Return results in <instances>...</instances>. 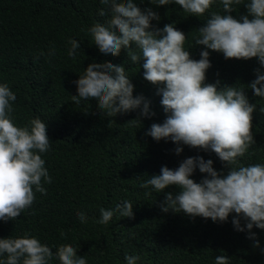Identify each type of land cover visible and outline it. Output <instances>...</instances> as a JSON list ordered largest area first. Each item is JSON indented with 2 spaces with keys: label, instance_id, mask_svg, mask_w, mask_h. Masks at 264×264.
<instances>
[{
  "label": "trees",
  "instance_id": "trees-1",
  "mask_svg": "<svg viewBox=\"0 0 264 264\" xmlns=\"http://www.w3.org/2000/svg\"><path fill=\"white\" fill-rule=\"evenodd\" d=\"M137 7L151 8L160 20L151 21L154 28L173 24L186 36L185 49L190 58L200 59L201 51L209 52L211 67L206 71V84L219 81V88L244 85L252 113L255 144L239 157L243 166L264 164V98L256 97L247 85L255 70L264 68L258 58L225 59L222 53L195 45L198 29L210 18L211 12L224 14L220 0L202 17L190 16L178 5H152L148 0H133ZM248 0H244L247 3ZM107 5L100 0H0V83H7L16 94L13 119L17 126L39 118L45 122L50 150L42 154L52 183H43L47 194L35 193L33 205L13 221H0V239L37 238L55 253L60 245L71 244L87 264H127L125 256H139L137 264H215L219 255L229 257V264H264V230L255 226L249 233L234 229L228 221L213 222L190 217L183 212L163 213L159 204L168 192L161 193L140 184L160 173L162 166L170 169L188 157L211 159L218 172H227L212 152L179 145L170 140L159 142L144 133L153 123H162L166 114L161 106L157 87L143 78V60L132 64L125 50L119 56L101 53L88 29L96 23L106 25L111 18ZM228 13L236 19L247 14L243 3ZM106 11L99 16V10ZM251 19V17H249ZM80 43L76 59L68 56V41ZM111 62L123 65L134 85L133 97L149 101L151 118L138 117L139 110L117 114L113 118L100 115L94 99L76 105L73 81L84 75L90 63ZM205 174L198 169L192 178L199 182ZM146 193H151L146 195ZM130 201L134 218L114 214L107 225L97 223L100 209H115ZM83 212L87 222L81 223L77 213ZM244 221L241 220L243 227ZM61 232L65 235L61 236ZM259 241V248L253 247ZM6 254L0 256V264ZM49 264H59L53 258Z\"/></svg>",
  "mask_w": 264,
  "mask_h": 264
},
{
  "label": "clouds",
  "instance_id": "clouds-1",
  "mask_svg": "<svg viewBox=\"0 0 264 264\" xmlns=\"http://www.w3.org/2000/svg\"><path fill=\"white\" fill-rule=\"evenodd\" d=\"M143 2V0H141ZM152 5H178L190 16L202 17L216 0H148ZM107 5L111 18L106 25L94 24L88 29L98 50L119 56L125 50L132 64L143 60V78L157 87L161 106L166 114L162 123H153L144 133L159 142L176 144V155L183 151L179 145L212 152L221 162L224 171L218 172L211 159L201 156L188 157L178 167L162 166L160 173L152 175L140 184L161 193L175 186L176 193L168 192L159 204L163 213L183 212L190 217H202L213 222H227L230 214L232 225L238 232L247 231L249 239L255 226L264 230V164L243 166L238 158L243 157L255 144L252 133V113L255 104H249L244 94V85L237 88L224 86L219 81L206 84V71L211 67L209 52L201 51L200 59L190 58L185 49V34L173 24L154 28L151 21L160 16L151 8H141L133 0H100ZM224 14L210 13L204 26L198 29L195 45L222 53L225 59L249 60L258 58L264 68V0H220ZM247 14L234 18L228 14L234 5L242 4ZM99 16H105L104 9ZM251 17V19H249ZM68 56L76 59L80 43L68 41ZM256 78L247 87L256 97L264 98V74L255 70ZM73 83L76 95L72 103L94 99L101 116L113 118L117 114L139 110L141 117L151 118L155 113L149 109V101L143 96L133 97L134 85L123 65L111 62L90 63L84 75ZM16 94L7 83H0V221H13L29 209L35 193L47 194L43 183H52L45 168L42 154L50 150V140L45 122L31 119L24 126L14 123L13 112ZM264 112V108L260 110ZM198 169L205 174L199 182L192 178ZM151 193H146L150 195ZM134 218L133 204L124 201L115 209H100L97 223L107 225L114 214ZM81 223L87 222L83 212L77 213ZM241 220L244 221L243 227ZM61 232V236L64 237ZM253 247L259 248L256 240ZM264 253V249H261ZM6 254L3 264H49L53 258L59 264H87L83 256L71 244L60 245L55 253L37 238L0 239V256ZM127 264H137L139 256H125ZM215 264H229V257L216 256Z\"/></svg>",
  "mask_w": 264,
  "mask_h": 264
}]
</instances>
